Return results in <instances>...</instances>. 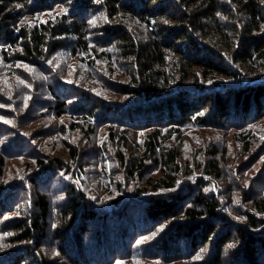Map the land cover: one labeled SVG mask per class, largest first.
Segmentation results:
<instances>
[{
	"label": "trees",
	"instance_id": "1",
	"mask_svg": "<svg viewBox=\"0 0 264 264\" xmlns=\"http://www.w3.org/2000/svg\"><path fill=\"white\" fill-rule=\"evenodd\" d=\"M54 8L56 13L41 19L43 12ZM59 49L70 56L81 55L94 69V56L106 57L112 64L120 59L126 81L110 82L112 75L119 78L117 74H123L114 68L100 82L113 86L109 92L130 95L129 103L110 105L104 103L110 100L102 102L75 89V101L56 100L53 108L59 115L80 101L78 111L87 113V122L102 118L111 122L110 128L117 122L108 115L121 113V126L127 122L165 125L178 132L176 138L188 122L207 126L232 120L245 126L264 116V0H0V52L4 58L41 65ZM51 78L58 81L45 84L48 94L61 81L58 75ZM157 129L147 134L144 152L153 157L160 173L147 177L132 197L114 199L113 206L117 205L112 210L89 206L84 202L86 196L67 181V200L52 231L58 248L68 251L64 264L117 263L105 261L109 256L105 243L102 250L94 246L106 236L114 239L111 251L120 261L137 254L167 257L165 260L184 258L189 260L187 264H264V192L247 199V210L230 204L232 213L224 209L220 197L192 183L186 190L174 191L182 174L180 144L167 145ZM171 138L170 133L167 140ZM241 139L249 150V140ZM116 153L125 167L124 152ZM217 153L218 149H212L210 159L200 162L198 169L218 179ZM144 158L131 159L126 166L128 176L137 173L144 180ZM4 160L0 155V166ZM44 162L37 164L43 171L40 176L66 167L61 160ZM4 189L0 187V194ZM159 189L165 192L145 195L147 190ZM0 205L2 214L6 209ZM34 205L35 212L3 225V230L14 231L12 240H23L26 248L0 257V264L26 260L27 264H63L47 261L41 249L50 232L47 196L37 193ZM110 218L112 231L104 226ZM153 223L162 227L161 233L149 243L139 239ZM83 237L88 239L87 246L79 244ZM82 248L88 254H82ZM91 251H101V261H88L96 258H91Z\"/></svg>",
	"mask_w": 264,
	"mask_h": 264
},
{
	"label": "rangeland",
	"instance_id": "2",
	"mask_svg": "<svg viewBox=\"0 0 264 264\" xmlns=\"http://www.w3.org/2000/svg\"><path fill=\"white\" fill-rule=\"evenodd\" d=\"M56 11L54 8L43 12L41 19H47ZM91 23H94L93 19H90ZM136 29L140 30L138 27ZM94 58L96 69L81 55L70 56L59 49L52 53L48 60L41 62V66L32 61H15L12 56L8 60L0 52V155L5 156L0 166V187L5 188L0 194V204L6 209L0 214V257L12 256L26 248L23 240H12L14 231L3 230V225L35 212L36 194L43 193L49 203L47 222L50 227V232H46L44 241L41 242L43 257L47 261H59L64 264L68 258L65 257V253L68 251L62 252L61 248H58L57 238L52 231L61 217V210L67 200V181L72 183L77 192L86 196L84 202L89 206L103 212L112 210L117 205L113 206L114 199L118 201L119 196L122 200L132 197L136 190L145 184L147 177L160 173L153 157L146 156L144 152L147 134L156 128H160L157 130L161 132L162 140H165L167 145L180 144L182 174L174 191L186 190L188 184L192 183L205 192L211 191L220 197L225 205L224 209L232 213L230 204L237 210H247L249 207L247 199L264 192V116L256 122L250 121L245 126L240 125L239 121L232 120L225 121L224 125L207 126L188 122L181 126V140H177L180 139L176 138L178 132L168 130L173 127L155 126L156 124L147 127L134 122L123 123L124 126H121L119 123L123 121L121 113L108 115L117 122L113 123L112 128H109L111 122L102 118L98 120L94 118L88 123L87 119L85 120L87 113L84 115L82 111H78L80 101L76 105L70 104V110L67 112L57 114L53 108L56 100L68 103L75 101L73 97L75 89L94 95L97 100H110L112 102H104L110 105L130 102V95L109 92V87L113 89V86L100 82L108 76L109 69L114 68L123 74H117L119 78L112 75L110 82L126 81L125 67H122L120 59L116 58V63L112 64L106 57ZM54 75L60 77V86L52 88L49 90L51 94H48L45 84L57 82L58 79L51 78ZM262 104L264 105V100ZM170 133L173 138L167 140ZM244 137L251 143L249 150L243 146L241 138ZM214 148L218 149L216 157L221 160H219L221 177L218 179L214 176L208 177L198 169L200 162L205 163L210 159L209 153ZM121 150L127 162L125 167L119 162L120 155L116 153ZM141 155L145 157L144 180L137 173L130 177L126 172V166L131 159ZM40 160L46 161L45 165L54 160H61L66 167L60 172L59 170L52 172L53 174H47L45 171L47 175L40 176L38 173L43 172L37 165ZM197 177L201 180L198 181ZM227 187L231 190H227ZM158 192L165 191L147 190L145 195H154ZM97 220L99 223L100 219ZM98 225L100 227L101 223ZM104 226L108 231H112L114 224L111 218ZM150 227L144 230L147 234L145 232L139 239L149 243L161 233L162 227L154 223ZM168 228L169 226L164 231ZM101 239L102 243L94 246L99 250H102L103 243L109 246V256L105 261H117L115 264H187L185 261H189L184 258L165 260L167 257L161 260L157 256L143 258L137 254L120 261V257L113 255L111 251L114 239L108 236ZM87 241L88 239L83 237L79 244L86 245ZM70 242L72 246L73 242L76 245L74 239H70ZM88 246L92 249V244ZM148 250L153 251L151 248H147ZM80 252L88 254L84 248ZM182 252L181 255L184 256V250ZM100 255L101 251H91V258H96L88 261H101L98 258ZM27 261L29 260L20 264H27Z\"/></svg>",
	"mask_w": 264,
	"mask_h": 264
}]
</instances>
